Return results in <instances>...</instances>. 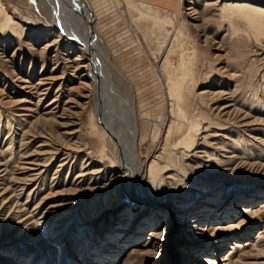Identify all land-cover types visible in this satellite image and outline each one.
<instances>
[{"label":"rangeland","instance_id":"rangeland-1","mask_svg":"<svg viewBox=\"0 0 264 264\" xmlns=\"http://www.w3.org/2000/svg\"><path fill=\"white\" fill-rule=\"evenodd\" d=\"M0 1L18 24L0 33V264H264V37L221 16L232 0H85L109 116L137 145L128 187L88 56L59 35H80L76 13L62 0ZM180 61L193 72L187 110L205 123L187 156L166 87Z\"/></svg>","mask_w":264,"mask_h":264},{"label":"bare ground","instance_id":"bare-ground-1","mask_svg":"<svg viewBox=\"0 0 264 264\" xmlns=\"http://www.w3.org/2000/svg\"><path fill=\"white\" fill-rule=\"evenodd\" d=\"M62 2H63L62 5H60L61 7H64L67 9L69 8V10L71 11L73 10L76 13L77 17L75 18L76 20L75 25H77V28H79L78 33H80V35L79 36H76L75 34L73 35L71 34V32H67L66 28L65 30L62 27H58L60 30L59 35L64 34L63 36H66V38L70 41V43L79 44L88 56L87 66L92 75L91 78L95 81L96 87L99 90V93L102 99V105H101L102 108H101V112H100L98 119H100L101 124L104 127H106L107 130H109L113 138L117 141V144L119 146V150L121 153L119 160H118L119 167L121 169H124L125 171H128V173H125V175L120 176L119 180H121L122 186L126 185L128 187L134 175V173L133 175L131 174L132 173L131 170L133 169L132 165L133 163L136 162V161L135 162L131 161L130 153L133 152L134 154H137V151H136L137 145L135 144V141L133 140L129 144L126 143V141L124 140V133L118 132V129L115 128L116 127V125L114 124L115 121L113 122L111 119L112 115L109 116L110 112L109 110H107L108 108L107 104L112 100L109 98L110 97L109 91H107L109 89L104 90L103 88L106 85V80L109 75V72L107 68L105 67V63H104L105 60L102 57L95 58V55H94L95 50H97L98 42H97V38L95 36L93 26H92V23L94 21L93 13L88 7V4L86 3L85 0H62ZM146 12H150V7H149V10L147 9ZM219 13L221 14V16H223L225 19L229 21L233 17L244 21L246 26L250 29V31L253 33V36L256 39H259V37L261 36L264 37V5L261 6L259 4L249 3L246 0L245 1L243 0L225 1L223 4L220 5ZM133 17H135V21H137V20L144 18L145 13L142 11L137 14L132 13L131 18ZM150 18L152 19V25L150 28H152L153 31L154 29H156L155 32L157 33V35H159V37H162L161 39L166 40V38L170 35L171 37L168 38L167 44H171V45L176 44L178 32H176L173 35L171 31H169V29L167 28V25H168L167 20L166 19L163 20L162 18H159L157 16H150ZM17 29H18V24L14 21L12 15L8 11H6L5 7H3L0 1V33H3V34L6 33L7 35L13 34V33H17ZM67 35H69L70 37ZM162 46L163 45H161L160 47ZM168 54L169 52L165 54V58L161 62L162 64H164L163 63L164 60L168 58ZM179 63H180L179 64L180 69H179L178 74H176L172 78L171 77L168 78V80L166 81V87H167L169 96L172 99L176 100L175 103L180 108V110H182L181 108H183L182 110L183 112H178V110L176 109L175 111L173 110L172 113L174 116V121L179 122L180 130L184 132L183 137H181L178 141V149L182 156L184 155L187 156L186 153L189 148V145L191 144L190 140L193 141L194 139H197V137H200V134L202 133L205 123L202 119L197 118L196 114L189 113V111L187 110L188 105L191 103L190 97L192 95V91L190 90L189 83L191 82V77L193 76V72L188 71V68H187L188 65H186L185 62L180 61ZM176 69H178V67H176ZM183 114H188V118L185 119ZM8 124L9 123L7 122V125ZM10 142L12 141H9L7 143L10 144ZM253 151L254 149L251 147L249 152H253ZM221 159L222 158L217 159L216 160L217 163L221 164V162H224V160L226 162V159H223V160ZM154 163H155L154 158L149 163L147 162V173L149 177H156L158 174L156 166H154ZM144 164H146V161H143V165ZM47 165L43 172H48ZM82 166H84V162L81 158L80 163H79L80 169L82 168ZM43 172H40V173H43ZM23 174L25 173L23 172ZM24 178H28V177H24ZM0 180H1L0 182L2 183L3 178L1 177ZM32 180L34 179H29L28 181H32ZM89 180L91 181V178ZM43 182L44 180L41 181L39 186L40 185L43 186L44 184ZM127 194L131 198H136L131 192ZM0 200H1L0 205L2 206V208L5 207L7 203L5 204L4 197L1 193H0ZM158 201H159L158 198H154L153 200L149 202H154L153 204H155V202L158 203ZM14 207L15 206H13V210H12V204H9L8 206H6V208H4L5 209L4 213L7 212L6 216L9 215L11 210L14 211ZM48 210L49 209L45 208L44 215L47 214ZM14 212H15L14 217H16L18 211L16 210ZM39 219H41V217Z\"/></svg>","mask_w":264,"mask_h":264}]
</instances>
